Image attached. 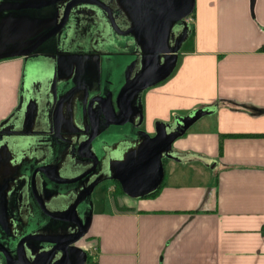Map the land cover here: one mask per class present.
I'll use <instances>...</instances> for the list:
<instances>
[{
    "label": "crops",
    "instance_id": "obj_1",
    "mask_svg": "<svg viewBox=\"0 0 264 264\" xmlns=\"http://www.w3.org/2000/svg\"><path fill=\"white\" fill-rule=\"evenodd\" d=\"M191 14L192 27L185 26L188 17L181 22L186 36L171 74L140 94L135 119L101 130L89 151L101 157L108 148L128 149L157 126L171 131L179 120L206 111L173 141V159L162 158V164L164 170L169 160L199 163L209 173H163L156 190L138 197L112 185L114 196L105 206L91 205L78 241L84 264H264V0H194ZM89 25L70 42L55 39L29 55L0 60V130L16 116L22 121L10 150L19 164L2 167L18 171L21 194L12 202L25 210L11 217L26 224L36 211L27 188V156L34 164H55L62 178L87 166L71 148L87 137L82 92L75 93L72 113L66 111L81 133L58 138L52 131L54 90L60 97L76 84L67 56H79L78 81L87 87L93 82L88 55L107 56L118 70L135 60L128 37L107 33L101 39L97 19ZM88 37L100 43L87 44ZM80 191L52 192L46 208L61 210Z\"/></svg>",
    "mask_w": 264,
    "mask_h": 264
},
{
    "label": "water",
    "instance_id": "obj_2",
    "mask_svg": "<svg viewBox=\"0 0 264 264\" xmlns=\"http://www.w3.org/2000/svg\"><path fill=\"white\" fill-rule=\"evenodd\" d=\"M12 1L13 2L8 0L0 1V13L8 11L5 15L0 17V60L33 53L41 43L50 36L56 34L63 24L61 22L50 32L42 34L43 29L48 27L52 20H33L24 12L27 9H40L46 7L55 3L57 0ZM151 3L154 5L153 14L148 16L143 21L142 25L144 42L142 43L143 51L141 55L140 71L134 80L125 84L121 92V94H126V91H131L130 94L125 97L123 108L117 107L116 111L120 115L121 120L118 122L107 121L108 124L124 125L129 122L136 113L138 114L140 112V106L137 102V99L139 101V95L145 89L166 79L175 67L179 46L186 36V27L175 36V43L172 48H169L170 30L177 23H181L183 19L191 15L194 8V0H184L179 4H173L167 0H151ZM126 33L128 32H125V34ZM35 36H39V39L36 43L31 44ZM80 74L81 71L78 70L74 78L75 76L77 78ZM71 93L72 92H66L64 95L58 97L55 90L53 92L54 111L52 116V128L54 134L58 138H61L60 132L65 119L69 121L72 120L71 115L66 111H71L77 106L78 100L75 99ZM121 94L116 96V103H118ZM71 95L73 97H71ZM70 97L71 99L69 100ZM134 98L136 99L135 106L133 104ZM101 99H104V96L93 95V93L84 91L78 101L86 113L90 132L88 138L79 143L76 151L79 157L91 160L93 165L89 170L73 179H49L53 184L51 189L56 190L57 193L59 192V185H71L77 182L81 183L86 179L88 174L97 172L101 162L104 161L111 166V173L108 179H116L125 194L131 197H138L153 192L157 189L163 178L162 158L173 159L170 154V147L173 141L184 134L187 128L201 116L208 114L206 111H201L196 113L193 117L181 119L178 125L171 131H167L164 126H157L155 127L154 136L151 137L150 135L144 134L135 145L128 149L108 148L103 150L100 160L97 155L91 154L89 149L96 140L99 129L98 117L92 113V103H99ZM21 124L22 121L20 117L16 116L11 120L7 128L0 130V161L3 160V164L8 163V167L13 168L18 166L20 161L19 158L11 154L10 150L12 147V139L22 133V131H19L17 128ZM84 132L86 133L87 129ZM99 147H101V145ZM84 151H88L90 154H84ZM3 152L5 153L4 158L2 157ZM48 169V167H38L33 172L31 179V190L33 195H35L33 184L35 173H45ZM97 180L99 179H95L90 184L86 193L97 184ZM0 195L5 199L6 196L2 188H0ZM37 204L47 217L58 218L56 215L57 213L49 212L41 200L37 202ZM64 209L62 210L63 212H60V216L65 217L71 215L73 217L60 219L63 222H68V224L75 226L76 232L73 236L66 238L63 235H58L55 237L41 238L37 235H32L23 239V241L36 240L39 243L51 245L49 250H44L45 254H47L44 264H68L69 258L67 257V251H72V249H75L79 254L74 264H84L86 261V253L80 248H75L70 245L81 239L85 234L91 213V205L85 202L84 195H80L76 198L71 207L66 211H64ZM0 224L3 225L2 222H0ZM31 252L33 251L31 250ZM31 252L30 256H32ZM10 253H12V251H8L0 245V258H3L5 264H9ZM23 254L27 256L26 251H23ZM32 264H37L36 258L32 260Z\"/></svg>",
    "mask_w": 264,
    "mask_h": 264
},
{
    "label": "flooded vegetation",
    "instance_id": "obj_3",
    "mask_svg": "<svg viewBox=\"0 0 264 264\" xmlns=\"http://www.w3.org/2000/svg\"><path fill=\"white\" fill-rule=\"evenodd\" d=\"M167 1L173 4H179L184 0ZM113 3L118 7V9L114 11L111 9L110 6ZM88 7L92 9H86ZM153 11L154 5L151 3V0H57L55 3L46 7H42L40 9H27L26 11H24L27 12V15H32L39 20H52L51 24L43 29L42 34L50 32L61 22L63 23L59 31L56 34L50 36L48 39H46L43 43H41L36 50L40 49L42 46L48 44L50 41L55 39H62V41L69 42L72 41L73 33L76 30L82 29L83 26H85L84 29L88 30L90 28L89 23H92L93 18H96L99 22L101 39L108 38V36L106 35L108 33L113 34L116 37H128V39L130 40V48L135 53V60H133L134 62H132L129 66L126 65L121 70H118V63L111 62L109 57H101L100 55L91 57L90 55H88V60L93 71V82L91 87H87L81 81L79 82V75L77 78L75 76L76 84L73 85L67 91L69 93L72 92L71 94L73 96H75L76 92L83 93L84 91L93 93V95L104 96V99H101L99 103H92V113L96 117H98L99 120L98 133L101 130H105L110 125H113L108 124L107 121L118 122L119 120H121L120 115L116 111L117 107L123 108V105L125 103V97L130 94L131 91H126V94H121V92L123 91L125 84L134 80L140 71L142 60L141 55L143 51L142 43L144 42L142 25L143 21L148 16L153 14ZM7 12L8 11H4L0 13V16L5 15ZM183 28L184 26L179 22L170 30L169 48H172L174 46L175 36L179 34ZM125 32L128 33L125 34ZM38 39L39 36H35L32 39L33 42L31 44L36 43ZM86 43L90 45H96L100 43V40L88 37ZM66 59L67 62L74 65V75H76V72H78V70L81 71V63L79 56L69 55ZM119 94L121 95L119 96L118 104L115 100L116 96H118ZM72 95L71 97H73ZM71 97L69 98V100L71 99ZM135 98L133 99L134 106L136 104ZM136 115L137 113L134 115V117L131 118L129 122L135 119ZM86 129L87 139L90 132L89 125H87L85 130ZM85 130H83V132ZM63 133L78 134L81 133V131L74 128L71 125V121L65 119L60 134L62 135ZM152 136H154V134ZM64 140L70 141V139ZM79 143H77L76 145H71L72 151L76 155V150ZM84 154L90 153H88V151H84ZM77 158L80 160L88 161L90 163V165L84 172L89 170L93 165L92 161L89 159L81 158L78 155ZM2 166L3 160L0 161V182L3 180L0 183V188H2V191L4 190L6 197L5 199H3V196L0 195V222H2L3 224H0V245L8 251H12V253H10L9 255V264H32V260L34 258H36L37 264H44L47 255L45 254L44 250H49L51 245L42 244L36 240L23 241V239L27 236L32 235H37L41 238L55 237L58 235H63L66 238L69 236H73L76 232L75 226H73L72 224H68V222H63L60 219H67L69 217L72 218L73 216H60V212H63L62 210L64 208V211H66L69 207H71L77 197L72 199V202L69 205L63 207L61 210L52 212L57 213L56 215L58 216V218L47 217L40 210L37 202L41 200L46 207L45 199L50 196L52 192L56 191L54 189H51V187L53 186L52 182H50L51 179H73L78 175L69 178H62L57 174V167L55 164H34L33 161L27 156V188L29 190V196L33 201L36 211L34 218H27L26 224L23 219L11 217L12 211H18L22 213L25 210L22 207H14L16 204L15 202H12V199L17 198L21 194L20 186L16 182V177H18V171L15 170L14 172H12L13 174H11V170L8 172L7 169ZM38 167H48L49 169L45 173H35V177L33 178L35 195H33L31 190V179L33 172ZM98 171L95 173L88 174L86 179H84L81 183L77 182L71 185H59L58 190L62 188L63 190L67 191V193L69 192V194H73L75 193L76 188L81 187V193L79 194V196L86 195V191L88 190L90 184L95 179H100V177L102 176V174L101 176L99 174H96L98 173ZM15 173L16 176H14ZM38 178L41 179L40 185L37 181ZM110 181L113 183L115 188L118 189V187H120V184L116 179H110ZM94 187L92 188V190L94 189ZM39 188L41 189L40 192ZM30 220L33 221V228H29L30 225L28 224V222H30ZM78 241H76L70 246L79 248L80 246H78ZM30 249L33 252H31ZM23 251L27 252V256L23 254ZM30 252L32 253L33 257L30 256ZM67 257L69 258L68 264H74L78 259L79 254L75 249H72V251H67ZM0 264H5L3 258H0Z\"/></svg>",
    "mask_w": 264,
    "mask_h": 264
},
{
    "label": "rangeland",
    "instance_id": "obj_4",
    "mask_svg": "<svg viewBox=\"0 0 264 264\" xmlns=\"http://www.w3.org/2000/svg\"><path fill=\"white\" fill-rule=\"evenodd\" d=\"M1 1V0H0ZM192 17V14L188 16V18L185 21V26L187 27H192V20H190ZM97 156L100 158V155L97 154ZM177 159V158H176ZM83 160H81L82 162ZM87 166L84 168V170H81V172H79L77 175L81 174L82 172H84L88 166L90 165V163L88 161H86L85 163ZM65 166H68V163H65ZM76 167V165H75ZM111 166L106 162H101L100 167L98 168L99 172L102 174L103 177H105L104 181L103 180H97L100 183L98 186L99 188L96 189L95 191H93L92 189H90L86 195L84 197H86L85 202L93 205L94 202H98L97 204H99L98 206H105L106 204V200L107 198H111L114 196L113 190H112V183L110 181V179H108L110 177V173H111ZM63 169V167H62ZM197 169V171H202L205 174L208 175L209 173V169H203L201 167V164L199 163H187V162H180L178 160H169L167 166H164V173H165V177L168 178V176L172 175V173L175 172H179L178 174H186V173H190L191 171H195ZM60 170V168H59ZM109 176V177H108ZM96 186V185H95ZM93 191V192H92ZM81 192H76V196L78 197L79 194Z\"/></svg>",
    "mask_w": 264,
    "mask_h": 264
},
{
    "label": "trees",
    "instance_id": "obj_5",
    "mask_svg": "<svg viewBox=\"0 0 264 264\" xmlns=\"http://www.w3.org/2000/svg\"><path fill=\"white\" fill-rule=\"evenodd\" d=\"M118 189H119V191H121V190H120V187H118Z\"/></svg>",
    "mask_w": 264,
    "mask_h": 264
}]
</instances>
